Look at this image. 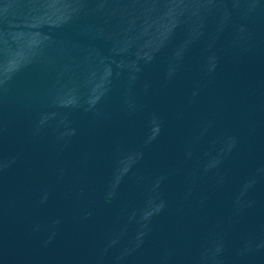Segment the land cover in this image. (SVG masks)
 I'll use <instances>...</instances> for the list:
<instances>
[{
    "label": "water",
    "instance_id": "95a60500",
    "mask_svg": "<svg viewBox=\"0 0 264 264\" xmlns=\"http://www.w3.org/2000/svg\"><path fill=\"white\" fill-rule=\"evenodd\" d=\"M0 264H264V0H0Z\"/></svg>",
    "mask_w": 264,
    "mask_h": 264
}]
</instances>
